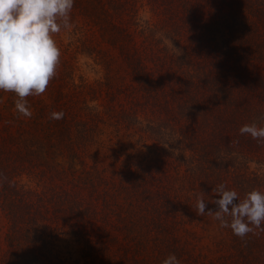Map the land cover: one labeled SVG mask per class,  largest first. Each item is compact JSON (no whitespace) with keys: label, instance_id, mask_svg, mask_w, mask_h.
Wrapping results in <instances>:
<instances>
[{"label":"trees","instance_id":"16d2710c","mask_svg":"<svg viewBox=\"0 0 264 264\" xmlns=\"http://www.w3.org/2000/svg\"><path fill=\"white\" fill-rule=\"evenodd\" d=\"M113 1L75 0L73 8L107 11ZM221 1L225 12L215 10L205 21L194 18L210 65L194 73L183 69L181 87L171 89L173 99L138 71V56L130 62L140 75L136 90L147 92V107L157 113L147 118L145 128L176 154L174 160L185 167L184 180L188 174L210 180L213 200L218 198L213 189L221 184L243 200L254 189L264 192V175L249 170L251 161L264 164V146L239 132L253 122L264 126V69L252 68L253 62L264 65V0ZM168 3L194 8L189 0ZM78 81L75 66L60 57L45 93L26 98L30 118L15 110L14 93L0 91V209L9 223L0 264H162L170 253L180 264H264V231L259 229L241 239L225 228L229 248L218 263L192 256L186 240L175 232L178 187L154 184L150 166L130 170L131 183L85 168L79 147L90 139V122L103 123L104 115L127 119L139 102L129 100L128 111L120 104L117 111L110 102L102 106L103 114L98 98H93L98 89H90L82 76ZM53 111L63 112L64 118L49 119ZM133 115L140 118L137 112ZM247 154L256 160L229 164ZM61 241L79 257L72 249L65 255L58 248Z\"/></svg>","mask_w":264,"mask_h":264},{"label":"rangeland","instance_id":"374dc122","mask_svg":"<svg viewBox=\"0 0 264 264\" xmlns=\"http://www.w3.org/2000/svg\"><path fill=\"white\" fill-rule=\"evenodd\" d=\"M169 1L114 0L112 8H107V11L105 8H73L71 22L74 28L62 31L53 38L61 50V57L75 66L77 82L82 76L84 81L91 84L90 89H98L93 98H98L101 113H105L104 108L110 102L117 111L120 109L119 104L128 111L132 106L129 100L139 102L132 107V115L127 119H111L104 115L103 123L90 122V139L79 147L83 166L107 179L128 183L133 182L130 170L136 166H150L154 184L164 182L163 185L167 187L173 183V186L178 187V191L172 190V193L179 192L180 201L176 205L178 227L175 226V232L181 240H186V250L192 256L201 255L206 261L218 263L221 254L229 248L227 232L213 217L198 216L194 211L197 198L201 196L208 203V208H215L211 203L213 193L210 180L198 181L190 174L184 180L185 167L174 160L176 154L159 144L155 135L147 131V118L157 117V113L152 114L147 107L151 104L147 92L144 94L142 89L136 90L140 75L133 71L130 61L138 56L141 60L135 63L138 71L152 78L154 86L158 89L162 87L165 96L173 99L175 93L171 89L181 87L186 68L192 69L194 73L193 70L198 67L202 69L210 65L211 55L205 47V38L198 34L200 29H196L194 24L197 21L194 18L198 21L209 20L215 10L225 12L226 6L222 5L221 0H189L194 8H182L178 4L169 6ZM93 14L95 18L91 19ZM123 35L130 39H123ZM208 44L207 41L206 46ZM252 65L257 70L264 69L263 64L253 62ZM152 90L149 88V91ZM110 96L114 99H107ZM143 100L148 105L145 102L142 105ZM45 102L50 103L51 100L46 98ZM134 112L140 118L134 117ZM159 116L161 120L166 119ZM247 156L237 160L234 157L229 164L238 160L244 164L249 159L256 160L255 155ZM249 170L264 175V164L258 165L251 161ZM8 226L7 217L0 209V254L6 249L4 238ZM62 241L58 248L65 255H69L67 252L72 249V255L79 257V252Z\"/></svg>","mask_w":264,"mask_h":264},{"label":"clouds","instance_id":"9594fccd","mask_svg":"<svg viewBox=\"0 0 264 264\" xmlns=\"http://www.w3.org/2000/svg\"><path fill=\"white\" fill-rule=\"evenodd\" d=\"M74 4L75 0H0V91L15 94V110L22 117L32 115L26 98L45 93L56 76L62 53L53 37L74 28ZM64 115L53 111L49 119L61 120ZM239 132L264 146V126L253 122ZM213 191L218 194L211 202L215 208H208L202 196L198 197L194 208L198 216L213 217L241 239L256 229L264 231V192L254 189L240 200L236 191L226 190L223 184ZM162 264L180 261L170 253Z\"/></svg>","mask_w":264,"mask_h":264}]
</instances>
